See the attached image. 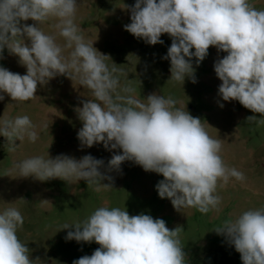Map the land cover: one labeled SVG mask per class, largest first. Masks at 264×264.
Masks as SVG:
<instances>
[{
    "label": "clouds",
    "instance_id": "clouds-1",
    "mask_svg": "<svg viewBox=\"0 0 264 264\" xmlns=\"http://www.w3.org/2000/svg\"><path fill=\"white\" fill-rule=\"evenodd\" d=\"M77 7V0H0V59L7 48L26 67L21 75L0 66V93L13 101H29L36 97L38 84L66 76L92 97L76 109L83 125L77 132L81 147L102 143L109 151L122 149V154L112 155L105 172L101 171L104 161L91 154L80 159L66 154L33 156L14 165L18 177L69 184L83 180L100 191L113 188L114 178L107 173L120 172L123 162L134 161L144 171L163 176L156 191L177 211L219 213L217 187L226 186L231 178L244 181V173L225 164L221 140L208 134L200 118L177 107V100L156 93L137 98L128 72L113 62L109 65L110 56L86 42L75 22ZM127 7L131 23L124 28L134 37L150 45L163 44L162 34L172 38L162 57L170 60L171 80L183 84L189 78L196 83L192 58L198 67L214 46L218 53H227L214 63L222 81L218 87L222 100L238 101L264 117V9L249 0H136ZM28 20L35 23H21ZM47 22L54 34L42 29ZM246 121L264 124V118L255 115ZM35 129L27 115L0 119V136L6 138L10 152L18 147L17 140L34 143ZM105 180L109 183H102ZM23 224L16 207L0 212V264L39 261L30 259L29 248L17 235ZM70 227L75 231H69L66 240L94 241L100 246L73 264H186L182 228L169 230L163 219L148 214L129 215L119 207L102 206L82 223L65 224L62 229ZM215 231L240 253L242 264H264V208L243 211Z\"/></svg>",
    "mask_w": 264,
    "mask_h": 264
},
{
    "label": "rangeland",
    "instance_id": "rangeland-1",
    "mask_svg": "<svg viewBox=\"0 0 264 264\" xmlns=\"http://www.w3.org/2000/svg\"><path fill=\"white\" fill-rule=\"evenodd\" d=\"M249 2L257 9H264V0ZM135 3L136 0H77L75 22L86 42L110 56L109 65L113 62L128 72L127 78L132 80L137 98L143 100L156 93L177 100V107L200 118L208 134L221 140L220 155L225 164L243 172L246 179L231 178L226 186H218L220 212L202 214L195 208L177 211L170 199H161L155 186L163 176L144 171L134 161L123 162L120 172L107 173L114 178L113 188L100 191L88 187L83 180L69 184L60 179L40 182L32 177H18L14 165L33 156L47 159L48 154L50 158L66 154L80 159L91 154L104 161L101 171L105 172L112 155L122 154V149L109 151L102 143L91 148L81 147L77 132L83 125L76 109L82 107L81 101L92 97L87 89L66 76H57L46 85L38 84L36 97L29 101H13L6 93H0L4 96L0 100V119L27 115L36 125L38 135L34 143L27 138L22 142L17 140L18 147L11 152L6 138L0 136V212L8 207H16L21 212L24 224L17 235L29 248L30 259H39L36 264H73L82 256H91L100 246L94 241L66 240L67 233L75 228L62 227L82 223L102 206L119 207L129 215L144 213L163 219L169 230L181 227L186 264H242L240 253L215 229L243 211L264 208V124L246 121L253 115L257 119L264 117L244 108L238 101L222 100L218 94L222 81L214 71V63L227 53H218L214 46L209 47L208 55L198 67L196 58H192L196 83L189 78L183 84L171 80L170 60L162 57L167 54L172 38L162 34L163 44L150 45L124 28L131 23L127 6ZM21 23L32 25L35 22ZM50 24L47 22L41 27L46 33L54 34ZM24 39L30 45V40ZM57 42L64 44L58 35ZM18 61L19 58L10 55L5 48L0 66L12 73L26 74V67Z\"/></svg>",
    "mask_w": 264,
    "mask_h": 264
}]
</instances>
